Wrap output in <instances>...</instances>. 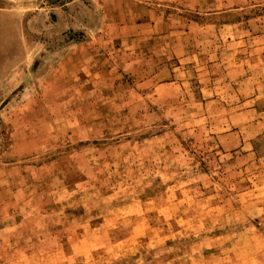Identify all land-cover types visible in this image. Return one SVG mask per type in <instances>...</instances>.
<instances>
[{
	"label": "rangeland",
	"instance_id": "1",
	"mask_svg": "<svg viewBox=\"0 0 264 264\" xmlns=\"http://www.w3.org/2000/svg\"><path fill=\"white\" fill-rule=\"evenodd\" d=\"M0 4V264H264V0Z\"/></svg>",
	"mask_w": 264,
	"mask_h": 264
},
{
	"label": "crops",
	"instance_id": "2",
	"mask_svg": "<svg viewBox=\"0 0 264 264\" xmlns=\"http://www.w3.org/2000/svg\"><path fill=\"white\" fill-rule=\"evenodd\" d=\"M7 6L0 4V77L12 73L16 36L20 41L18 18Z\"/></svg>",
	"mask_w": 264,
	"mask_h": 264
}]
</instances>
